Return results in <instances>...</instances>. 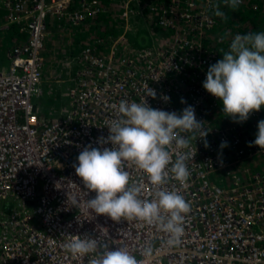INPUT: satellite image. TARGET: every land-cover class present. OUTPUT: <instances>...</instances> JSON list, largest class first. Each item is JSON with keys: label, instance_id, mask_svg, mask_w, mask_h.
Returning <instances> with one entry per match:
<instances>
[{"label": "built area", "instance_id": "obj_1", "mask_svg": "<svg viewBox=\"0 0 264 264\" xmlns=\"http://www.w3.org/2000/svg\"><path fill=\"white\" fill-rule=\"evenodd\" d=\"M217 3L223 4L0 0V202L16 201L15 209L0 215V264H88L89 257H73L63 248L67 235L88 234L137 259H144L143 249L151 244L159 251L146 264H264V149L249 146L263 109L246 122H234L203 87L209 67L222 59L216 46L226 38L220 32L223 19L214 14ZM110 11L121 17L123 31L62 51L61 82L70 109L52 121L40 118L33 98L42 92L44 52L52 32L62 28L58 22L77 27ZM137 20L148 27L152 42L158 39L155 30L165 31L163 42L128 47L125 32ZM12 30L16 42L2 46L12 39L3 34ZM144 99L152 108L178 114L193 106L208 134L201 139L205 134L198 133L191 143L188 186L174 179L166 185L192 208L178 248H169L167 235L154 226L96 215L87 208L96 193L88 192L75 172L80 152L100 148L99 139L108 137L106 126L119 117V103ZM172 156L175 160V151ZM126 170L143 180L144 196L151 199L144 174L134 165ZM73 197L81 201L79 209Z\"/></svg>", "mask_w": 264, "mask_h": 264}, {"label": "clouds", "instance_id": "obj_2", "mask_svg": "<svg viewBox=\"0 0 264 264\" xmlns=\"http://www.w3.org/2000/svg\"><path fill=\"white\" fill-rule=\"evenodd\" d=\"M242 2L222 0L232 11ZM213 8L217 17L227 18L219 3ZM221 51L222 59L209 67L203 87L222 102V112L227 117L243 123L264 109V31L237 34L229 50ZM156 95L154 89L148 88V96ZM118 113L117 119L107 123L109 135L99 139L101 147H85L78 156V165H74L84 187L96 193L87 199V208L113 221L136 220L154 226L167 235L169 248H178L192 208L178 190H169L166 185L174 179L188 186L191 143L198 133L205 134L201 139L206 138L205 123L197 120L193 106L178 114L152 108L146 99L141 103L122 100ZM106 144L111 147H103ZM253 144L264 149V120L259 121L256 138L249 146ZM225 146L222 143L221 147ZM126 165H134L147 178L153 189L151 199L144 196L143 180L133 179ZM72 205L79 209L81 201L73 197ZM63 248L73 257H89L88 264H146L159 251L149 244L143 249L144 259H137L122 247L109 248L91 234L67 235Z\"/></svg>", "mask_w": 264, "mask_h": 264}, {"label": "rangeland", "instance_id": "obj_3", "mask_svg": "<svg viewBox=\"0 0 264 264\" xmlns=\"http://www.w3.org/2000/svg\"><path fill=\"white\" fill-rule=\"evenodd\" d=\"M112 12L115 13L117 11ZM261 15L264 20V9L262 10ZM141 22V20H137V22L131 23V28L126 30L125 38L128 42V47L144 49L153 43L157 44V42H163V38L166 36L165 31L159 28L158 30H155L158 39L155 41L153 40L152 42L148 27L146 25H141ZM58 23L62 26V28H59L60 31L58 32H52L53 36L51 40L47 41L46 50L44 52L46 61L45 73L43 72L44 76L41 83L42 92L39 96L33 98L34 104L38 108L40 118H43L45 121H52L60 118L70 109L71 98L66 93V82H61L63 75V72L60 69V60L63 58L62 51L70 46L80 47L86 43H92L95 39H97L96 37L103 35V31L101 30L99 31L98 36H96V28L89 27V23L87 21L83 24H79L77 27H69L62 22ZM123 25V21H121V28L119 29L120 32L123 31ZM3 36H12V39H4L2 46H5L9 42H16V39L14 38L15 32L13 30L5 32ZM0 59L2 60L3 58L1 57ZM263 118L264 109L260 120ZM15 207L16 201L12 198L1 201L0 215H7L15 209Z\"/></svg>", "mask_w": 264, "mask_h": 264}, {"label": "trees", "instance_id": "obj_4", "mask_svg": "<svg viewBox=\"0 0 264 264\" xmlns=\"http://www.w3.org/2000/svg\"><path fill=\"white\" fill-rule=\"evenodd\" d=\"M263 9L264 0H246L242 5H239L238 9L235 11H232L221 4V10L226 11L227 17L226 19L222 20L221 24V27L224 30H220V32H222V34L226 37L224 44L222 46H216L218 52L221 55H223L221 50L228 51L226 48L227 42L232 40L235 35L264 31V20L261 15ZM121 21L122 19L120 16H118L117 12L113 13L110 11L107 14L93 16L87 22L89 23V27L96 28V36H98L99 31L102 30L103 35L100 36L108 39L120 32L119 29L121 28ZM100 36L96 38H102ZM257 132L258 126L256 127V130H253L254 134H257Z\"/></svg>", "mask_w": 264, "mask_h": 264}]
</instances>
